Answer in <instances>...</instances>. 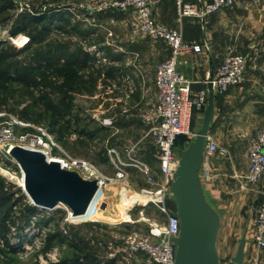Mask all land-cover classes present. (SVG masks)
<instances>
[{"label": "rangeland", "instance_id": "obj_1", "mask_svg": "<svg viewBox=\"0 0 264 264\" xmlns=\"http://www.w3.org/2000/svg\"><path fill=\"white\" fill-rule=\"evenodd\" d=\"M108 1L0 0V34L6 30L11 33L12 26L19 23L21 16H50V19L30 23L24 30L15 33L27 38L22 46L2 41L0 51L5 55L3 64H34L39 57L47 53L53 56L56 64H64L67 60L87 53L91 57L87 67L78 70L77 75L70 79V85L75 110L81 117L77 128L90 131L91 137L80 135L77 131L64 130L59 136L55 134L56 141L69 154L89 159L109 176L114 175L116 160L114 156L113 160L110 158L107 150L114 148L123 157L124 148L135 144L139 158L156 170L158 163L155 148L147 134L148 126L143 122V115L152 111L157 101V90L154 85L155 96H134L133 92H129V87H134L133 78L136 73L142 80L151 82L153 79L154 84V72L159 57L157 53L147 51L151 39L137 30L132 12L111 9L107 5ZM256 12L258 14L253 13L252 16L253 24L256 25H250V37H231V47H225L223 55L232 51L251 56L252 53L247 51L252 52L254 48H260L264 52V20H259V11ZM31 37L35 38L34 42ZM117 61L118 64L123 61L121 64L126 68L125 74L128 78L121 80L120 76L117 78L112 71L111 75H105L110 66H119ZM36 95V90L20 83L11 84L5 92H0V112L17 117L25 116L31 121L42 122L45 126L48 113L36 102ZM196 98L197 96L194 99ZM222 108L221 104L220 110ZM203 109L204 105L193 107L189 124L190 134L184 135V141L176 147L187 145L193 138L202 123ZM103 118H109L111 125H103ZM214 123L215 120L212 124ZM213 125L209 131L211 138L219 149L228 151L221 157L220 167L212 173L216 176L212 175L210 180H206L211 183L213 190H217L218 195L215 197L217 204L213 206L219 218L216 239L219 261L226 263L235 254L241 235L248 229V243L244 248L242 264H264V248H257L250 240L256 211L263 200L261 192L264 186L257 184L251 190H238L247 167L238 164L236 169L234 168L236 172L231 167V143H235L239 150L246 144L249 147V142L255 134L248 137L235 131L231 135V127L216 133L212 129ZM231 137L234 139L231 140ZM242 157L243 155L239 156L241 160ZM0 167L7 169L16 180L1 173L0 175L21 188L17 182L20 172L16 163L0 154ZM129 172L128 185L131 191L127 196L121 193V181L107 185L103 193L100 192L95 199V209L109 220L90 214L86 218L82 215L71 217L73 220L69 221L66 220V210L60 206L49 210L41 209V213L33 220L50 216L53 220L48 227L33 225L27 228V241H24L23 249L16 254H9L0 246V264H54L70 258L73 250L66 241H55L50 250L43 251L44 236L56 228H64L84 239L95 237L97 241L89 242L94 254L100 256L103 261L114 258L113 264H126L122 255L129 251L130 242H136L148 234V226L138 220L136 209L130 212L132 221H124V218H121V209L135 196V191L145 184L142 176L135 170L130 168ZM28 202L31 203L29 199ZM62 205L66 207L65 204ZM167 207L176 212L175 203L169 197ZM144 213L150 218H161L152 206H146Z\"/></svg>", "mask_w": 264, "mask_h": 264}, {"label": "built area", "instance_id": "obj_2", "mask_svg": "<svg viewBox=\"0 0 264 264\" xmlns=\"http://www.w3.org/2000/svg\"><path fill=\"white\" fill-rule=\"evenodd\" d=\"M174 1L178 20L183 17H196L203 21L206 16L230 8L234 4V0ZM159 2L160 0H109L107 4L114 10L132 12L139 32L152 40L164 41L170 49L169 56L159 62L155 69L157 101L152 111L143 115V122L148 126L147 134L155 148L158 163L156 170L140 159L136 145L130 144L124 148L123 157L114 148L107 150L110 158L113 160L114 156L116 160L114 175L109 176L89 159L75 157L63 150L54 134L44 125L0 112V154L9 159L8 150L14 145L40 151L48 160L54 159L58 162L61 168L74 170L84 179H95L99 190L122 181L121 193L125 196L131 191L128 185L129 169L132 168L142 176L145 184L135 191V196L127 203L125 209L127 219L124 221H132L130 212L136 209L138 220L148 226V234L136 242L134 240L130 242L129 251L122 255L126 264H174L173 238L179 233V218L175 211L167 207V199L172 177L178 165L175 141L179 135L190 134L191 108L193 105L198 107L205 105L207 98L206 88L198 93L196 99L189 97L191 80L179 71L178 65L182 55L198 52L201 46L206 50L208 47L205 42L202 45L187 42L183 39L180 29L169 28L158 22L154 9ZM0 40L22 46L27 38L20 33L10 34L6 30L0 34ZM247 62L248 56L245 54L232 51L226 53L212 76L214 92L240 84L244 80ZM129 92H133V88L129 87ZM102 121L106 126L112 123L109 118H103ZM216 152L222 156L226 155V151L219 149L208 134L203 148L201 168V177L207 181L212 176L208 158ZM247 159L248 167L238 186V190L242 191L251 190L257 184L264 186V126L258 128L251 138ZM4 171L10 173L7 169ZM19 172L21 179L22 173L20 170ZM261 193L264 196V190ZM146 206H152L161 218L154 219L146 215L144 213ZM65 210L66 220L72 221L71 211ZM251 240L257 248H264V199L256 211Z\"/></svg>", "mask_w": 264, "mask_h": 264}, {"label": "crops", "instance_id": "obj_3", "mask_svg": "<svg viewBox=\"0 0 264 264\" xmlns=\"http://www.w3.org/2000/svg\"><path fill=\"white\" fill-rule=\"evenodd\" d=\"M190 1L196 2L197 0ZM262 10L264 11V0H234L232 7L212 13L206 16L203 21L196 17H183L181 20H178L175 1L160 0L154 9V15L158 22L169 28L180 29L185 41L199 45L205 42L208 47V50H203L201 46L198 52L184 54L180 58L181 62L178 65V69L185 77L191 80L189 94L191 99H194L200 90L206 88L205 81L209 76V72L211 70L213 73L215 72L222 57L226 54L223 55L225 47H231V37H250L252 34L250 25H256L253 24V13L258 14L256 11H259V20H262V18L264 20V12ZM142 46L144 45L142 44ZM147 51L154 54L157 53L159 57L158 63L166 59L170 54L169 47L162 40L151 39L148 43ZM247 53L252 54L251 56L246 54L248 62L244 80L240 84L228 86L224 91L215 92V96L218 97L214 98V110L210 129L215 120L212 129L216 133L222 129L231 127V135L235 131H239L250 137L255 134L258 128L264 126V52L260 48H254L252 52L248 50ZM120 62L123 63V61ZM116 63L119 66H114L118 69L113 74L115 73L117 78L120 76L121 80H124V77L128 78V75L125 74L126 68H123L121 63L118 64V61ZM133 82L134 96L156 95L153 79H151V82L145 79L142 80L136 73ZM221 104L222 110H220ZM194 106H192L191 111ZM232 139L234 137H231ZM226 152L228 153L227 150ZM247 154L248 144L239 150L235 143H231V167L235 172L237 171L235 169L238 164L248 167ZM240 155H243L242 160L239 158ZM221 157L224 156L216 152L208 158L211 174H214V171L220 167ZM213 176H216V174ZM201 180L206 199L214 208L213 204H217L215 200V197L218 196L216 194L217 190H213L211 183L209 184L202 177ZM262 197L264 199L263 195ZM251 238L252 229L250 240ZM246 243H248L247 237Z\"/></svg>", "mask_w": 264, "mask_h": 264}, {"label": "water", "instance_id": "obj_4", "mask_svg": "<svg viewBox=\"0 0 264 264\" xmlns=\"http://www.w3.org/2000/svg\"><path fill=\"white\" fill-rule=\"evenodd\" d=\"M212 76L211 70L199 129L187 145L175 148L178 165L169 194L179 218V233L173 238L174 264H242L245 255L246 229L235 254L226 263H220L216 248L219 218L206 199L201 180L203 148L214 110ZM8 155L22 173L23 192L40 209H53L62 203L71 211L72 217L83 215L97 194L95 179H84L74 170L61 168L58 162L47 161L40 151L14 145L9 148Z\"/></svg>", "mask_w": 264, "mask_h": 264}, {"label": "trees", "instance_id": "obj_5", "mask_svg": "<svg viewBox=\"0 0 264 264\" xmlns=\"http://www.w3.org/2000/svg\"><path fill=\"white\" fill-rule=\"evenodd\" d=\"M45 19H50V16L31 18L21 16L18 19L19 23L12 26L11 33L20 32L28 24L40 23ZM31 40L34 42L35 38L31 37ZM2 41L0 40V46ZM4 59L5 55L0 51V92H5L14 83H20L29 89L36 90V102L48 113V122L45 127L49 132L54 136L55 134L59 136L64 130H73L80 135L91 137L90 131L77 128L81 117L75 110L70 85V79L77 75L78 70L87 67L91 59L87 53H82L78 58L67 60L64 64H56L53 56L49 53L39 57L34 64L15 63L10 66L3 64ZM117 69L110 66L105 75ZM53 94L57 96H53ZM217 97L215 96V99ZM18 117L42 124V122L31 121L25 116ZM184 139V135H179L175 146L182 144ZM40 213L41 209L28 202L27 196L19 186L0 175V246L2 250L9 254H16L23 249L24 241H27L28 233L25 231L27 228L33 225L48 227L53 220L50 216L33 220ZM13 239L16 240L13 241ZM95 240L97 241L93 236L84 239L64 228H56L44 236L43 251L50 250L55 241H66L73 250L71 257L54 264H113L114 258L103 261L100 256L92 252L89 242Z\"/></svg>", "mask_w": 264, "mask_h": 264}, {"label": "bare ground", "instance_id": "obj_6", "mask_svg": "<svg viewBox=\"0 0 264 264\" xmlns=\"http://www.w3.org/2000/svg\"><path fill=\"white\" fill-rule=\"evenodd\" d=\"M47 159V161H55L54 159H50V160H48V158H46ZM56 162V161H55ZM0 173L2 174V175H4V176H7L9 179H12V180H16V178L13 176V175H11L10 173H8V172H6V171H4V169H1L0 168ZM18 184L22 187V185H23V178H21V179H19L18 180ZM100 192H102L103 193V190H99L98 189V191H97V194H96V196L94 197V200L92 201V203L89 205V207L87 208V210H86V212L82 215L83 217H88L90 214H93V216H95V217H103L104 218V220H109L108 219V217H104V216H102L101 215V213L99 212V211H97L96 209H95V203L97 202V201H95V199H96V197L99 195V193ZM119 201H120V198H119ZM124 203V202H123ZM123 203H122V205H123ZM62 207V208H64V209H68V208H66L65 206H63L61 203L57 206V207ZM127 207H126V205H124V208L123 209H121L122 211H121V218L123 219L124 218V220H126L127 219V215H126V209ZM120 211V210H119ZM71 217H72V213H71ZM110 220L112 221L113 219L112 218H110ZM120 222V221H119Z\"/></svg>", "mask_w": 264, "mask_h": 264}]
</instances>
